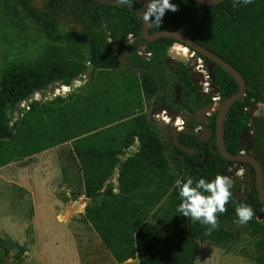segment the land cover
I'll return each mask as SVG.
<instances>
[{
	"label": "trees",
	"instance_id": "obj_1",
	"mask_svg": "<svg viewBox=\"0 0 264 264\" xmlns=\"http://www.w3.org/2000/svg\"><path fill=\"white\" fill-rule=\"evenodd\" d=\"M12 1L35 23L45 40L30 59L8 62L0 70V144L6 141L8 150L14 152L15 142H20L22 138L17 136L22 125L31 115L39 118L37 111H43V103L30 100L27 102V110L10 121L8 111L15 108L16 102L27 101L34 92L41 91L52 82L63 85L62 90L66 91V85L83 73L85 63L97 70L95 81L103 80L105 76H109L108 70L118 66L113 43L124 39L126 35L142 40L139 36L140 18L136 16V11L141 8L139 3L129 9L127 6L104 4L94 0H41L39 7L33 5L32 0ZM171 2L176 4L178 10L166 11L159 28L148 25V31L152 33L158 30H176L216 54L240 73L245 92L240 99L231 103L222 118L223 145L225 151L231 155L243 150L244 145L239 143L238 136L243 129L252 130V120L256 132L251 153L262 167L264 115H249L247 111L249 104L264 101L262 0H252L248 5L236 3L235 0H222L213 5L193 0ZM67 16L79 24L77 30L64 29L61 26L59 19ZM142 42L144 49L149 52V59L142 58L136 52L135 44L126 43L128 51L125 60L137 72L129 73L122 79L121 84L135 99L138 112L122 124L124 132L121 146L101 147L90 136L71 143V150L81 169L84 196L89 201L103 195L114 197L115 203L122 205L120 214H134L130 219V233H125L117 242L112 243V233L97 214L98 208L92 209L87 205L84 214L117 262L136 257L137 264H194L198 242L221 243L231 235L228 223L242 226L247 234L254 237L262 235V224L254 215L246 224L237 222L235 208L240 203L235 200L234 195L226 206L227 211L218 214L219 227L210 235L206 234L207 226L192 222L176 211L180 198L175 180L187 179L189 176L194 181L200 178L211 180L217 174L225 175V160L216 150L213 134L200 141L193 133L192 129L199 126L196 118L183 120L185 130L177 133L179 142L197 148L192 153H185L175 147L171 139L163 138L156 125L141 113L139 99L142 97H152L154 107L164 105L171 112L185 110L193 113L210 101L209 97L199 95V84L191 82L184 65L179 61L173 63L166 57V50L174 42L172 38L158 37ZM180 51L184 54V49ZM194 53L205 63L210 62L205 56ZM212 73L221 99L237 90L233 77L214 63ZM34 110L36 111L32 112ZM157 112L164 121L167 119L166 111L161 109ZM176 119L181 124L180 118ZM208 126L213 129V115L209 118ZM135 140L136 149L121 158V149L127 148ZM27 153L29 152L15 156ZM10 155L9 152V158L12 156ZM244 165L252 172L248 164ZM115 169L117 192L112 193L110 185L105 181ZM169 170L173 173L170 174ZM167 186L168 190H165ZM234 189L235 184L232 192ZM163 193H166L169 211L186 221L175 230L146 222L136 214L132 201L134 196L157 201ZM242 200L251 206L254 214L260 211L261 204L254 189L250 190L248 198ZM113 213L117 211L114 210ZM255 247L258 252L257 261L264 264V246L261 239L255 243ZM8 252L9 248L0 243V261Z\"/></svg>",
	"mask_w": 264,
	"mask_h": 264
},
{
	"label": "rangeland",
	"instance_id": "obj_2",
	"mask_svg": "<svg viewBox=\"0 0 264 264\" xmlns=\"http://www.w3.org/2000/svg\"><path fill=\"white\" fill-rule=\"evenodd\" d=\"M32 3L39 7L41 0H32ZM59 21L64 29L77 30L79 28V24L70 20L68 16L60 18ZM41 34L35 23L22 13L19 5L12 0H0V70L8 62L30 59L35 50L41 44H44L45 40ZM126 43L128 45L135 44L138 54L145 53L148 55L142 41L126 35L124 39L116 40L113 43L112 47L118 66L108 70L109 76H105L103 80L95 81L97 70L92 69L88 63H85L83 73L75 78L80 83L77 85L74 83L73 89L66 85L67 90L63 91V85L53 82L50 87L51 92L45 94L46 88H44L39 92H34L27 101H22L20 103L22 111L17 108L8 111V117L10 121H13L27 110L28 101L33 100L38 104L43 103V111H37L40 117L35 118L31 115L28 121L22 125L21 130L18 131L17 136L20 135L22 138L20 142H15L14 152L8 150L6 141L3 142V145L7 148V157L9 152L11 155L23 152L37 155L35 162L28 166V170L32 171L33 174L34 185L39 180L35 177V172L43 169V165H41L43 159L47 160V168L51 170H56L58 163H65V154L61 148L48 150V148L59 142L67 141L71 146V143L76 139L90 136L93 142L101 147L106 145L121 146L124 132L122 124L138 112L135 99L121 84L122 79L129 73L137 72L135 68L128 66L125 60V54L128 51ZM171 47L172 45L169 48ZM174 52L184 55L180 49L174 50ZM190 53L188 51V55H184L187 60ZM167 58L174 63L175 59ZM188 61L194 66L197 65L195 55ZM201 82L200 86L204 89L203 87L208 84V81L202 79ZM56 97H59V99H55ZM139 101L141 113L157 127L158 120L161 118H159L160 116H157L158 119L153 117V114L158 112L155 111L152 97H142ZM171 113L178 115V111ZM253 115H264V101L257 102V108L253 111ZM166 118L171 122L168 115ZM179 118L183 119L181 116ZM180 127H183V125ZM160 133L163 138L170 139L171 130L163 129L160 130ZM136 147L137 144L133 142L127 148H122L121 153L123 155L121 154L120 157L127 155ZM1 149L3 150V146ZM43 150L47 151L43 153ZM58 158L59 160L56 162ZM114 171L115 174L112 172L110 178L105 181L110 185L112 193L117 192H114V188L117 190V170ZM226 172L229 173L228 176L233 178L236 189L245 193L246 183L243 177L246 173V167L233 163L226 168ZM169 173L172 174L173 171L169 170ZM113 178L115 179L112 180ZM168 187L165 190H168ZM132 201L136 207V214L140 215L146 222L158 224L172 230L186 222L169 211L166 204V193H163L157 201H149V198L144 196H134ZM2 202L4 203L3 199ZM113 203H115L114 197L103 195L98 196L93 201H88L87 205L92 209L98 208L97 214L106 223L108 231L112 233L111 239H109L112 243H115L125 233H130V219L134 214H120L121 203L117 202L112 205ZM114 210L117 213H113ZM23 223L17 221V225L10 230L5 228V232L10 231L9 234L1 229L4 232V235L1 236L6 238L5 240L0 239L1 245L4 247L12 245L13 247H10V251L0 261V264L2 262L17 264L19 260L22 261V264H43V219L37 222V227L40 230L38 234L34 231V227L22 225ZM228 227L231 230V235L221 243L198 242L194 264H263L257 261L258 252L255 247V243L262 237L250 236L243 230L242 226L237 224L228 223ZM22 249L25 251L23 255H20ZM18 255H20V258L17 260Z\"/></svg>",
	"mask_w": 264,
	"mask_h": 264
},
{
	"label": "crops",
	"instance_id": "obj_3",
	"mask_svg": "<svg viewBox=\"0 0 264 264\" xmlns=\"http://www.w3.org/2000/svg\"><path fill=\"white\" fill-rule=\"evenodd\" d=\"M53 148L62 149L65 163L51 170L43 159V169L35 172L39 180L34 185L28 166L37 155L14 154L9 158L7 148L0 144V239H6L1 236L5 228L10 230L17 221L34 227L38 234L37 222L43 219V264H137L136 257L117 262L85 217L89 199L84 196L81 169L70 143L62 141L48 150ZM7 247L10 251L13 246Z\"/></svg>",
	"mask_w": 264,
	"mask_h": 264
},
{
	"label": "water",
	"instance_id": "obj_4",
	"mask_svg": "<svg viewBox=\"0 0 264 264\" xmlns=\"http://www.w3.org/2000/svg\"><path fill=\"white\" fill-rule=\"evenodd\" d=\"M94 1L104 3V4L118 5L117 0H94ZM193 1H196V2L201 3V4H205V5H213V4H215L219 1H222V0H193ZM262 2L264 4V0H262ZM146 3H147V0H140L139 4L142 7V5L146 6ZM139 9H141V8H138V10L136 11V16H137V18H140L139 36H140L142 41H151V40H154L158 37H169V38H172L174 40L173 43H177V44L185 47L189 51L192 50V51L197 52L200 55L208 58L210 60V62L206 63L205 68H206L208 85L211 88V91L213 93H218V87L214 84V75L212 73V63L221 67L224 71L229 73L233 77V79L235 80V82L237 84V90L234 93L227 96L226 98L221 99L219 104L217 105V107L215 109L214 127H213L214 143H215V147H216L218 154L225 160V163H224L225 168L230 167L233 163H237L239 166H242L244 163H247L253 168L254 183H255L257 200L259 202H264V191H263L262 185H261V170H260V166H259L258 161L255 159L254 156L249 155L248 153L240 152V153L233 154V155L227 153L225 151V148L223 145V140H222V118H223L226 110L231 105V103L235 100L240 99L244 95V92H245V84H244V80H243L242 76L229 63L223 61L216 54L212 53L208 49L204 48L202 45L198 44L197 42L193 41L191 38L187 37L186 35L178 32L176 30H158V31L150 33L148 31V22H143L142 18L140 17V15H142V12L139 11ZM165 55L167 57H170L171 59H175L176 61L181 62L183 65L186 64V57L184 55H181L179 53L172 51L171 48H168L166 50ZM140 56L142 58H146V59L149 58V55H146L145 53H140ZM186 71L189 72V77H190V80L193 84H196L197 82H199V72L196 69L193 70V69H191V67L188 66V67H186ZM74 83L77 85L80 83V81L77 79H75L74 81L73 80L70 81L68 84L70 89L74 88ZM52 84H53V82L46 85L45 94H47L49 91L50 92L52 91L50 88ZM15 108L21 109V104L19 102H16ZM256 108H257V102H253V103L249 104L248 109H247L249 115H253V111ZM161 109H163L164 111L167 112V115L170 117L171 121H173L174 123L177 122V119H176L178 117L177 114L173 115L170 111L167 110V108L164 105H161L159 108L156 109V111H160ZM210 109H211L210 103L205 104L202 109H200V110L198 109L196 111V115H198L197 120L199 121V120L205 119V115L203 112L205 110L209 111ZM21 111H22V109H21ZM178 115L181 116L183 118V120L191 119V114L186 112L185 110H180L178 112ZM166 126H167V124L165 122H163L162 120L159 121V124H158L159 128L165 129ZM251 127H252L251 131L243 129V130H241V132L239 133V136H238V141H239V143H242L244 145L245 150L250 149L251 144L254 140L253 135L256 132L255 123L252 120H251ZM207 133L210 134V131H207ZM198 137H199V135H198ZM171 139H172L173 145L185 153H192V152L197 150L196 147L186 146V145L182 144L181 142H179L176 132L172 133ZM134 143L137 144V141L135 140ZM113 174H115V171H113ZM225 175L228 176L229 173L226 172ZM246 179L249 180L250 177H247ZM233 194L236 197V201H238L239 203H243V201L241 200V197H240V196H242L241 192H239L238 190H234ZM263 216H264V214L257 212L255 214V219L260 220ZM2 264H5V262H2Z\"/></svg>",
	"mask_w": 264,
	"mask_h": 264
},
{
	"label": "clouds",
	"instance_id": "obj_5",
	"mask_svg": "<svg viewBox=\"0 0 264 264\" xmlns=\"http://www.w3.org/2000/svg\"><path fill=\"white\" fill-rule=\"evenodd\" d=\"M236 3L248 5L252 0H235ZM118 5L133 9L140 0H117ZM176 4L171 0H147L146 6L141 7L140 17L148 25L159 28L166 11L176 12ZM233 178L227 175L217 174L211 180L192 177L187 179H176L175 187L178 190L180 203L176 211L192 222H198L206 227V234L218 229V214L227 211V205L233 198ZM237 222L246 224L252 219L254 212L250 205L240 203L235 208Z\"/></svg>",
	"mask_w": 264,
	"mask_h": 264
},
{
	"label": "flooded vegetation",
	"instance_id": "obj_6",
	"mask_svg": "<svg viewBox=\"0 0 264 264\" xmlns=\"http://www.w3.org/2000/svg\"><path fill=\"white\" fill-rule=\"evenodd\" d=\"M173 45V44H172ZM189 51V50H188ZM189 52H193V55H195V53H194V51H189ZM148 55H149V52H148ZM196 56V55H195ZM149 57H150V55H149ZM167 57V56H166ZM197 57V56H196ZM149 59V58H148ZM192 59V56H189L188 57V60H191ZM187 60V58H186V64L184 65V67H185V70H186V67H191V69H193V70H197L198 71V69L196 68L197 67V65L195 64V66L190 62V61H188ZM174 61H176V60H174ZM205 65H206V63L199 57V67L200 66H202V67H205ZM195 67V68H194ZM178 68H180V66H178ZM179 70V69H178ZM180 71V70H179ZM199 82H197L196 84H199V95L201 96V97H209L210 98V101L209 102H205L201 107H199L198 109L200 110V109H202L203 107H204V105L205 104H207V103H210L211 104V109L208 111V110H205L203 113H204V115H205V119H202V120H199V126H196V127H199L198 129H197V131L196 132H194L193 131V133L195 134V135H197V137H198V135H199V140L200 141H203V140H206V139H208L212 134H213V137H214V130L212 129H210L209 128V126H208V123H209V118H210V116L211 115H213V120H214V113H215V109H216V107H217V105L216 104H214V102L212 101L213 99H212V97H213V94H215V93H213L212 91H211V88L209 87V85L207 84V86L205 87L204 85V89H202V87L200 86L201 84H202V82H201V80L202 79H204V77H203V73H201L200 72V69H199ZM205 72H206V68H205ZM189 73V72H188ZM175 90H178V88L177 87H175L174 88ZM203 93V94H202ZM217 95H218V93H217ZM176 97H177V95H176ZM160 107V106H159ZM159 107H154L155 108V111H156V109L157 108H159ZM166 107V106H165ZM198 109H196L193 113H190L191 114V118H196L197 119V116L198 115H196V111L198 110ZM168 110V109H167ZM169 111V110H168ZM157 112V111H156ZM160 112V111H159ZM171 112V111H170ZM179 112V111H178ZM158 115V114H157ZM174 115H176V114H174ZM178 116V115H177ZM153 117L154 118H156V119H158V117H155L154 115H153ZM169 117V116H168ZM179 117V116H178ZM159 118H161L160 120H163V122H165L166 124H167V126H166V128L164 129V130H171V136H170V139L172 138V133H174V132H176V133H179V132H181V131H183V130H185V127L183 126V127H175V123L173 122V121H171V119H170V117H169V119H170V121L171 122H168V121H164V119L160 116ZM160 120H158V121H160ZM183 125V124H182ZM202 125V126H201ZM214 127V126H213ZM179 128V129H178ZM195 128V127H194ZM157 129L160 131V130H163V128H159L158 126H157ZM193 130V129H192ZM207 131H210V134H208L207 133ZM251 131V130H250ZM255 134V133H254ZM201 136V137H200ZM253 137H254V135H253ZM171 141H172V139H171ZM253 142H254V140H253ZM253 142H252V144H253ZM252 144H251V147H250V149L249 150H245V149H243V150H241L240 152H244V153H248L249 155H252V156H254L251 152H253V150H252ZM263 150H264V145H263ZM239 152V153H240ZM255 157V156H254ZM256 159V158H255ZM257 160V159H256ZM259 163V162H258ZM245 164V163H244ZM243 164V165H244ZM247 164V163H246ZM249 165V164H248ZM245 166V165H244ZM250 166V165H249ZM259 166H260V164H259ZM246 167V173L244 174V177H243V180H244V182L246 183V187H245V193H242V196H240L241 197V200L243 199V198H248L249 197V192H250V190H252V189H254L255 190V183H254V172H253V168H252V172H250L249 171V169L247 168V166H245ZM260 170H261V185H262V189H263V191H264V161L262 162V167L260 166ZM247 177H250V179L249 180H247L246 178ZM234 184V183H233ZM235 186H236V184H235ZM234 190H238V189H236V187H235V189ZM233 190V191H234ZM239 191V190H238ZM240 192V191H239ZM255 194H256V190H255ZM234 195V194H233ZM235 196V195H234ZM257 197V196H256ZM236 198V197H235ZM236 200V199H235ZM243 201V200H242ZM238 202V201H237ZM259 202V201H258ZM260 211H259V213H261V214H264V202H260ZM257 213V212H256ZM255 213V214H256ZM255 214H254V218H255ZM257 220V219H256ZM258 221H260L261 222V224H262V231H261V233H262V235H261V237H262V239H261V241H262V244H263V246H264V216L260 219V220H258Z\"/></svg>",
	"mask_w": 264,
	"mask_h": 264
},
{
	"label": "built area",
	"instance_id": "obj_7",
	"mask_svg": "<svg viewBox=\"0 0 264 264\" xmlns=\"http://www.w3.org/2000/svg\"><path fill=\"white\" fill-rule=\"evenodd\" d=\"M189 56H193V52H191L190 54H189ZM196 61H197V69H198V71H199V69H200V72L201 73H203V77H204V79L206 80L207 79V74H206V72H205V70H204V67H202V66H200L199 67V57H196ZM207 85H205V87H206ZM216 98V99H215ZM212 101L214 102V104H216V105H218L219 104V102H220V100H221V98L217 95V93H215V95L213 94V97H212ZM154 116H158L157 115V113H154L153 114ZM166 121L168 120V119H165ZM170 120V119H169ZM181 120V125H182V122H183V119H180ZM169 122V121H168ZM199 127H195V128H193V131L194 132H196L197 131V129H198Z\"/></svg>",
	"mask_w": 264,
	"mask_h": 264
},
{
	"label": "bare ground",
	"instance_id": "obj_8",
	"mask_svg": "<svg viewBox=\"0 0 264 264\" xmlns=\"http://www.w3.org/2000/svg\"><path fill=\"white\" fill-rule=\"evenodd\" d=\"M172 49H173V50L184 49V55H188V50H187L185 47H183V46H181V45H179V44H177V43H174V44H173ZM58 91H60V89H58ZM177 125H179L178 127L180 128L181 124H180L178 121L175 123V127H176ZM179 128H178V129H179Z\"/></svg>",
	"mask_w": 264,
	"mask_h": 264
}]
</instances>
